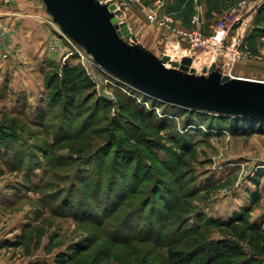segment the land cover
Masks as SVG:
<instances>
[{
	"label": "rangeland",
	"instance_id": "obj_1",
	"mask_svg": "<svg viewBox=\"0 0 264 264\" xmlns=\"http://www.w3.org/2000/svg\"><path fill=\"white\" fill-rule=\"evenodd\" d=\"M157 1L103 3L115 4L119 20L157 57L192 56L197 73L216 62L226 74L264 78V63L231 65L225 52H194L152 24L150 11L164 14L168 6ZM260 2L207 0L206 23L216 28L231 14L242 19L239 32H249L264 23ZM0 34V124L16 133L0 143V264H264V135L162 112L77 44L85 59L75 51L70 58L90 84L52 101L61 64L50 45L74 42L62 37L42 0H0ZM225 38V47L240 40L238 28ZM96 202L106 214L95 211ZM82 204L94 211L80 213ZM230 220L236 223L221 224Z\"/></svg>",
	"mask_w": 264,
	"mask_h": 264
},
{
	"label": "water",
	"instance_id": "obj_2",
	"mask_svg": "<svg viewBox=\"0 0 264 264\" xmlns=\"http://www.w3.org/2000/svg\"><path fill=\"white\" fill-rule=\"evenodd\" d=\"M60 31L105 73L162 102L208 113L264 122V81L224 73L212 62L200 73L194 57L155 56L140 45L113 3L42 0ZM241 22L232 28H238Z\"/></svg>",
	"mask_w": 264,
	"mask_h": 264
},
{
	"label": "trees",
	"instance_id": "obj_3",
	"mask_svg": "<svg viewBox=\"0 0 264 264\" xmlns=\"http://www.w3.org/2000/svg\"><path fill=\"white\" fill-rule=\"evenodd\" d=\"M207 5H208V3H207ZM263 7H264V4L258 8V11H262ZM256 31L259 33H262L261 29L255 30V28H254L249 33V39L254 38ZM249 45L250 44L247 42L248 47H250ZM74 58L75 59L69 58L66 61V63L60 67L59 84L57 86L56 91L50 96L52 101H59L60 99H62L63 101H66V97L63 95V90L66 91V89H67V90H70L73 92V91H77V89H79L83 85L87 86L88 84H90L89 78L84 74V70L80 66H78V64H76V60H77L76 56H74ZM112 79H114V78L112 77ZM114 81L118 82V80H116V79H114ZM126 87H128L132 91H136L127 85H126ZM145 99H148V98L145 97ZM149 99L152 100V102H151L152 105L155 102H158L159 103L158 105L162 109V112H171L172 113L173 112L172 110H175V111L177 110L179 113L180 112L185 113L186 120H188V121H192L191 118H193L194 116L199 117V121H201L200 123L198 121L199 125L200 124L203 125L204 123L208 126H212V125L215 126L216 125L218 127L225 125L227 127V129L230 131V133H232V134L241 131L242 133H248V134H251L253 132L254 133L258 132V133H261L262 135H264V122H261L258 120H253V119L244 118V117L220 115V114L208 113V112L198 111V110H192V109L184 108L181 106H176L173 104L165 103V102H162V101L155 99V98L149 97ZM172 115H176V114H172ZM15 140H16L15 129L11 128L8 125L0 124V143H4V144L5 143H11ZM143 143L151 151H156L158 149V147H157L158 145H156L154 143L148 142L146 140L143 141ZM143 175L145 177V174H143ZM96 192H99V191L95 190L90 195H93L94 197H96V195H95ZM69 193H70V191H69ZM88 196L89 195L87 193V197ZM84 197H86V196H84ZM95 200H96V198H94L93 201L95 202ZM96 204H97V202H96ZM75 205H77V204L73 203L71 201V203H69V209L74 210ZM149 205H150V203H149ZM102 206L103 205H101V204H97V206L94 207L95 211L98 208H100V209L106 208V207H104V206L102 207ZM76 207H77L76 210L80 211V213H82V214H84L87 211H94L93 209H91V210L87 209L85 206L84 207L76 206ZM111 208H113V207H111ZM103 209H102L103 214H106V213H104L105 210H103ZM102 211H101L100 215L102 214ZM245 211H246V209L244 210V212ZM248 211H249V209H248ZM239 218L240 219L236 220L237 222H244L245 217L244 218L239 217ZM236 221L230 220L229 222H226V223L221 222V224H224L225 226H231V225H234V223H236ZM248 227L252 231L257 230L256 228H253L251 225H249ZM154 233H155V231H154ZM213 248H214V244H211L209 247V250L212 251ZM197 250H199V249H197ZM200 252H201V250L196 252L195 254H193V257L195 255L197 256V254H199ZM203 252L207 253L208 251L207 252L203 251ZM207 254H210V253H207ZM232 255H235V253L233 252ZM230 257H232V256L229 255L228 259H231ZM202 262L203 263H201V264H210L209 259L208 260L203 259ZM229 264H235V263L229 262Z\"/></svg>",
	"mask_w": 264,
	"mask_h": 264
},
{
	"label": "built area",
	"instance_id": "obj_4",
	"mask_svg": "<svg viewBox=\"0 0 264 264\" xmlns=\"http://www.w3.org/2000/svg\"><path fill=\"white\" fill-rule=\"evenodd\" d=\"M101 1L103 2V0ZM126 1L129 4H137L140 3L141 0ZM155 5H157L158 8H161V6H163V0H158ZM230 16L231 14L223 17L209 36H206L201 30L198 12L193 15L191 19L193 27L188 30H183L179 28L171 15L157 14V10L150 11L149 21L152 24L157 25V27L175 36L179 42L188 43L190 50H193L194 52L200 50L208 51L209 53L214 52L217 54V57L220 56L221 53L225 52L227 55L226 61L231 65L246 59L264 61V58H262L261 56H251L247 46L245 44H242V41L239 39H237V41H232L229 45L225 47V36L227 35V33L229 31H232L233 26L238 22H241L240 25L242 24V19L239 16H236L235 18H231ZM220 31L222 32L221 34H219ZM62 37L65 38L68 43H72L71 40L64 34L62 35ZM4 41V34H0V48ZM60 42V39L54 40L50 45V50L58 52V54L60 55L59 62L61 66L66 63V61L70 58L74 51L79 55L82 60L85 59L82 53L80 52L83 49L81 50L79 48L77 49L76 47H74L76 44L73 43L72 48H65Z\"/></svg>",
	"mask_w": 264,
	"mask_h": 264
},
{
	"label": "crops",
	"instance_id": "obj_5",
	"mask_svg": "<svg viewBox=\"0 0 264 264\" xmlns=\"http://www.w3.org/2000/svg\"><path fill=\"white\" fill-rule=\"evenodd\" d=\"M166 3H168L167 8L165 7L164 9V14L167 15H171L175 22L176 25L183 29V30H188L191 29L193 27L191 19L193 17V15L198 12L199 15V22H200V27L202 25V28H206V30H204L206 33H211L214 25L211 24H207L206 23V19H205V13L207 10V0H168ZM171 4V6H170ZM264 4V2H260L258 3V8L260 6H262ZM172 7V8H171ZM257 8V10H258ZM199 10V11H198ZM19 24V29H23L22 25ZM35 25V24H34ZM52 26V30H54L53 28V24H50ZM242 24L238 27V33L239 36L241 37V41H245L246 43L248 42L250 45V47L247 46V44L245 43V45L248 48V51L250 53L251 56H261L262 58H264V23H262L260 26H255V30L261 29L262 33H259L256 31L255 36L253 39H249V33L247 29H243V31L240 33V29H241ZM33 27V25L31 26ZM51 29V28H50ZM26 30V28H25ZM169 34V33H166ZM171 35V34H169ZM173 37V35H171ZM256 61L257 63H264V61L262 60H254V59H246V61ZM237 77H242V78H248L246 76V74H238V75H234ZM258 80H262L264 81V78H259Z\"/></svg>",
	"mask_w": 264,
	"mask_h": 264
},
{
	"label": "bare ground",
	"instance_id": "obj_6",
	"mask_svg": "<svg viewBox=\"0 0 264 264\" xmlns=\"http://www.w3.org/2000/svg\"><path fill=\"white\" fill-rule=\"evenodd\" d=\"M222 32L220 31L219 34H221ZM194 66V65H193Z\"/></svg>",
	"mask_w": 264,
	"mask_h": 264
}]
</instances>
